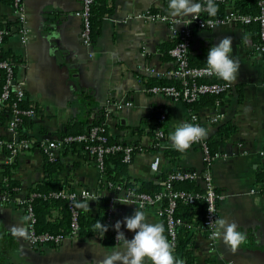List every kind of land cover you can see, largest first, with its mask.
Returning a JSON list of instances; mask_svg holds the SVG:
<instances>
[{"label":"crops","instance_id":"crops-1","mask_svg":"<svg viewBox=\"0 0 264 264\" xmlns=\"http://www.w3.org/2000/svg\"><path fill=\"white\" fill-rule=\"evenodd\" d=\"M81 1L22 0L25 16L22 33L17 28L15 6L0 0V20L13 26L12 34L0 47L20 56L15 82L20 83L25 99L36 110L23 134L39 143L56 140L70 121H91L104 108L107 133L119 140L128 143L139 140L143 146L151 147L155 138L147 133L150 126L156 124L163 133L154 148L133 157L128 166L132 177L159 183L163 171L177 166L201 172L202 152L195 146L186 148L175 163L164 155L165 149H174L169 133L188 119L191 110L185 102L152 92L150 88L155 84L146 83L147 79H173L165 76L166 71L175 67L169 54V45L175 39L167 20L174 17L169 12L168 0L108 1L112 4V13L102 18L97 37L87 46L81 40V19L76 14ZM228 9H232L231 4L227 5ZM176 17L181 26L192 16ZM188 28L191 65L206 62L208 48L223 36L232 37V55L240 64L231 87L216 96L213 104L198 106L193 111L205 128L206 137L219 124L234 127L219 145L210 172L220 193L218 219L235 221L245 238L233 249L220 236L211 250L206 233L198 227L203 215L200 203L202 209H195L196 215L188 217L191 219L185 226L193 241L195 261L196 264H264L261 192L264 187V53L257 44V24L222 23L203 29L190 22ZM123 101H130L131 105L117 109L115 104ZM216 115L219 116L214 120ZM135 128L143 133L134 132ZM0 135L18 137L6 132L4 125H0ZM77 150H58L59 169L49 177L59 183H70L76 191L95 192L97 197L83 201V207L96 214L99 197L118 194L106 185L92 156L80 148ZM155 157L159 158L156 166ZM3 159L0 152V180ZM15 162L12 177L20 188L14 201L0 203V264H103L105 257L117 251L123 255L120 240L106 245L97 235H67L53 244L31 243L25 209L18 202L25 199L29 188L46 180L45 157L33 146L18 154ZM161 207L162 202L149 205L116 199L112 224L121 220V230L131 237L133 233L124 227L123 217L141 208L150 222L164 226L158 215ZM100 221L106 223L103 219ZM109 228L113 227L109 225ZM116 264L124 261L117 260ZM144 264H151L150 259L145 258Z\"/></svg>","mask_w":264,"mask_h":264},{"label":"built area","instance_id":"built-area-1","mask_svg":"<svg viewBox=\"0 0 264 264\" xmlns=\"http://www.w3.org/2000/svg\"><path fill=\"white\" fill-rule=\"evenodd\" d=\"M92 1L93 0H82L80 9L76 12L81 19V40L86 46L91 44L90 11ZM215 1L224 2L228 0ZM200 2L202 5H206L207 0H200ZM13 5L18 12L17 28L23 33V22L25 20V16L22 8V0H13ZM256 5V14H245L234 12L233 9H228L226 10L225 15L221 18L204 17L201 15L202 10L198 16H192L191 18L185 20L181 26L178 25L180 20L176 16L167 17V20L170 22L171 35L175 39L174 45L169 49V54L175 62V67L166 71L165 76L178 80L179 86L177 87L174 84H155L150 88V90L154 93L168 95L185 103L193 102L201 95L212 94L214 96H218L226 92L231 87V82L225 81L216 74L206 71L207 66H193L189 63L188 53L191 47V31L188 28V24L193 22L199 28L208 29L222 23L238 22L242 24H249L255 22L259 25L260 42L258 44V48L264 53V0H256ZM156 16H158V14H156ZM2 43V30H0V45ZM0 68L5 71V81L0 93V113L5 101L9 97L11 88H13L15 101L12 103L11 113L9 115V119L4 125V129L6 132L17 136L18 133L16 132V127L21 120V116L32 118L35 115L36 110L33 105L25 108H20L18 106V102L25 100V94L20 86V83L13 80L14 70L7 60H0ZM130 105V101H123L116 103L115 107L117 109H121ZM218 116L219 115H216L213 119L216 120L215 118ZM164 118L165 117L162 115L161 120H164ZM186 121L201 125L196 112L193 110L189 112V116ZM162 135L163 133L161 129L157 127L155 131V138H160ZM205 138L206 136L202 137L198 141L192 142L188 147L191 148L195 146L201 150L203 161V169L201 172L194 170H177L170 174L168 180L169 182H165L163 188L152 195L117 189L118 191H116V194L118 195L110 197L105 222L112 225V216L116 199H124L137 204L149 205L162 202V207L159 209L158 215L164 221L167 239L173 245L176 240L178 230L183 227L181 218L177 217L175 214L178 201H181L184 204L201 202L203 206V215L198 227L206 233L210 249L213 250L215 248L216 241L219 239V237H213L212 233L215 230L216 220L218 219V201L220 199V193L214 185L210 172V165L216 154L211 155ZM74 141L96 143L86 145L82 148V151L95 158V162L100 170L102 167V157L108 152L121 150L124 154V161L128 163L131 162V147L129 145L122 146L119 144H107V130L104 126H94L90 129L88 134L68 135L64 137L63 140L56 139L39 143V145L41 152L46 154L50 160H53L58 154V150L63 149V142ZM35 142L36 141L33 138H21L19 135L16 139L0 137V152L4 155L3 163L7 164L14 161L18 154L32 148ZM158 163L159 158L155 157L154 165L156 166ZM173 179L198 181L202 187V191L189 192L186 190H173L170 188V181ZM108 186L110 187L109 184ZM261 192L264 198V187ZM77 195L84 198V200L94 199L97 197L95 192L87 189H81L79 191L64 189L56 194V196H62L69 200V208L72 212L71 228L73 231L77 229L78 224L77 210L71 202ZM8 201H14V196H7L5 193L0 192V203L4 204ZM18 203H25V199ZM24 209L27 217L28 238L31 243H56L63 239V236L60 234H51L48 232L37 233L34 228L36 217L32 206L27 203Z\"/></svg>","mask_w":264,"mask_h":264},{"label":"trees","instance_id":"trees-1","mask_svg":"<svg viewBox=\"0 0 264 264\" xmlns=\"http://www.w3.org/2000/svg\"><path fill=\"white\" fill-rule=\"evenodd\" d=\"M6 3L13 4V0H2ZM110 0H93L91 3L90 11V36L91 40L95 39L100 31V25L102 18L106 15L112 13V4H109ZM218 5V11L215 16H210L206 11H202L201 15L204 17H214L221 18L225 15L226 7L228 4H231L234 12H240L245 14H256L257 5L256 0H228V1H215ZM16 24V23H15ZM257 24V23H256ZM0 30H2V41H5L9 35L13 32L12 23L3 22L0 20ZM257 35L259 44V25L257 24ZM174 43L169 45V49L173 46ZM0 60H7L15 73V69L20 62V56L13 53L10 50H5L0 47ZM198 66H207L206 62H199ZM15 81V76L13 78ZM5 81V71L0 68V93L2 91V86ZM146 83L156 84H174L179 86V81L176 79L170 80H154L147 79ZM216 96L212 94H206L199 96L193 102L186 103L189 109L195 110L198 106L213 104L216 101ZM13 101H15L14 89L11 88L9 97L5 101L2 111L0 113V125H5V122L9 119L11 113V106ZM20 108H25L30 106L29 101L22 100L18 102ZM88 112V110H87ZM106 110L102 108L91 121L88 120H72L68 123L67 129L60 133L58 140H63L64 137L68 135L76 134H88L90 129L94 126H104L105 125ZM30 119L27 116H21V120L16 127V132L21 138H26L27 136L23 134V129L27 127L30 123ZM234 130V127L229 124H219L217 129L211 136L205 138L208 147L210 149L211 155H215L218 152L219 145L224 142L231 132ZM138 128L134 129V132L142 134L143 132ZM156 124L150 126L148 135L155 138ZM0 137H4L0 135ZM160 141V138L154 139V145L151 147L143 146L140 144L139 140H134L132 142H125L119 140L116 137H112L107 133V144H119L122 146L129 145L131 147V160L136 155V153L154 148L156 143ZM96 144L95 142L89 143L85 141H74V142H63L64 152L66 151H78L77 148H84L86 145ZM35 147L40 149L39 142H35ZM41 151V150H40ZM186 151V149L184 150ZM184 151H178L174 149H165L164 155L170 159L172 163H175L179 159L180 155ZM43 154V153H42ZM45 157V171L47 178L45 181L36 183L32 188H29L27 195L25 196V203H20L19 206L25 207L26 204H30L33 208L36 222L34 224L35 231L37 233L48 232L51 234H60L63 237L67 235H97L100 236L101 242L106 245L116 244L119 239L116 238L114 228H109L105 233L95 228V223L97 220L106 218L107 209L109 206L110 197L101 196L98 198V212L92 214L89 210L83 207L84 198L76 196L71 204L77 210V224L78 227L75 231L71 228V217L72 212L69 208V200L62 196H56V194L64 189L75 190L70 183H59L58 181L53 180L50 175L59 169V156L56 155L53 160H50L46 154H43ZM124 154L121 150L105 153L102 157V167L100 170V175L102 178H105L106 185H110V188L118 191H132L134 193H146L154 194L163 188L165 182H169L170 174L174 173L177 170L186 171L188 169H182L179 166L174 167L170 170L163 171L160 175L161 182L154 181H144L138 178L132 177L128 173V166L130 163L124 161ZM95 161V158L92 157ZM96 163V162H95ZM97 164V163H96ZM16 168L15 160L4 164V170L2 172V178L0 180V192L5 193L7 196H15L20 188L19 182L12 177L13 172ZM170 188L173 190H186L189 192H201L202 187L198 181L194 180H180L173 179L170 181ZM118 189V190H117ZM165 201V200H163ZM9 202V201H8ZM7 203V202H6ZM201 202H195L193 204H184L181 201H178L175 214L177 217H180L182 220L183 227L178 230L176 240L173 243V255L177 259H183L186 264H196L195 255L193 254V241L192 238L188 235L187 229L185 228L187 222L191 219L193 215H196L197 211L202 209ZM184 209V212L181 213V210ZM197 211H196V210ZM181 230H186L185 232ZM166 234V233H165ZM167 238V236H166ZM53 242H50V244Z\"/></svg>","mask_w":264,"mask_h":264},{"label":"clouds","instance_id":"clouds-1","mask_svg":"<svg viewBox=\"0 0 264 264\" xmlns=\"http://www.w3.org/2000/svg\"><path fill=\"white\" fill-rule=\"evenodd\" d=\"M168 9L171 15L182 18L188 14L196 17L202 10L210 16H215L218 5L215 0H207L206 5H202L200 0H168ZM232 52L231 36H223L218 42L211 44L207 50L206 71L216 74L225 81H234L240 64ZM205 135L206 130L200 124L181 121L169 133V139L172 147L184 151L192 142ZM121 223L122 221L118 219L111 226L116 229V238L121 242L123 255L117 251L105 257L103 264H116L117 260L124 261V264H144L145 258L150 259L151 264H184L182 259H177L173 255L174 246L164 235L163 224L150 222L141 208H135L131 215L123 217L124 227L133 233L131 237H127L121 230ZM108 227L107 223L100 220L95 223V228L103 233ZM212 235L222 236L233 249L245 238L235 221L228 222L223 217L216 220Z\"/></svg>","mask_w":264,"mask_h":264},{"label":"water","instance_id":"water-1","mask_svg":"<svg viewBox=\"0 0 264 264\" xmlns=\"http://www.w3.org/2000/svg\"><path fill=\"white\" fill-rule=\"evenodd\" d=\"M191 26H193V24H191Z\"/></svg>","mask_w":264,"mask_h":264}]
</instances>
